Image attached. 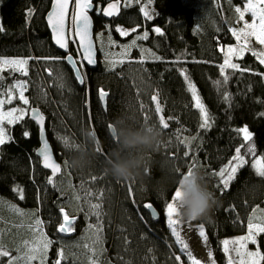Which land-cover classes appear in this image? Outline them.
Here are the masks:
<instances>
[{
  "label": "trees",
  "instance_id": "16d2710c",
  "mask_svg": "<svg viewBox=\"0 0 264 264\" xmlns=\"http://www.w3.org/2000/svg\"><path fill=\"white\" fill-rule=\"evenodd\" d=\"M97 1L103 7L110 0ZM147 1L156 10L151 20L143 15L142 4L122 8L120 15L111 21L94 14L97 25L101 22L111 25L117 40L132 39L136 34L143 35L147 31L149 38L140 41L155 56L144 64L130 63L120 70H107L99 64L88 70V84L80 86L73 71L64 63L72 78L69 80L71 90L63 93L45 90L47 96L44 97L31 77L10 69L4 70L0 72L3 77L0 79V93L16 80L28 82L29 105L25 107L42 109L55 153L56 146L48 123L52 120L61 132L69 135L77 144L84 143L82 130L92 131L94 128L87 105L90 100L92 119L103 154L96 152L89 167L73 171L81 181L96 176L97 187L108 191L106 257L110 264L187 263V256L179 251L175 237L166 224L164 210L174 193L175 181L188 168L191 155L184 156L188 147L202 165L199 169L204 172L210 189L220 201L211 218L201 222L206 227L219 264H228V255L224 253L221 242L225 237L246 232V223L253 210L264 207V178L257 176L251 167V155H246L249 163L238 170L226 191L222 192L216 187L217 178L210 173L227 165L235 155L236 147L242 143L245 147L241 149V154L246 153L248 142L243 141L242 134L237 132L244 126L254 134L252 143H255L257 156L264 154V116L260 115L264 113V76L258 75L264 74V65L250 51L243 57H235L234 61L240 65V69H226L225 74L229 79L223 84L220 65L224 61V51L236 44L230 29L238 18L235 2L239 0ZM52 3L53 0H0V27L4 29L0 32V57L30 58L33 62L36 57L65 55L52 44L46 23ZM30 9H34V14L29 19L27 13ZM230 19L233 21L230 22ZM118 25L138 26L139 29L122 39L116 31ZM157 27L163 35L153 31ZM222 48L224 51H221ZM185 69L210 116L214 118L210 129L199 127V110L194 107L191 92L181 74V70ZM216 81H221L223 86H217ZM99 89L109 93L107 111L98 98ZM225 91L231 96L230 104L223 99ZM156 93H159L165 116L173 118L169 121V129L162 130L163 143L157 151L148 154L146 170L138 180L117 182L104 171L105 156L115 144L107 124L121 115H133L143 123L140 107L143 103L151 116L149 123L158 126L157 114L152 111L154 103L150 99ZM14 105H21V101L16 99ZM4 127L11 139L0 145V193L25 208L38 209L42 206L44 218L58 223L61 204L68 195L62 194L58 185H47L51 174L41 167L36 153L40 145L38 126L27 112L23 119L11 125L6 123ZM178 129L196 139L190 145H179L174 136H178L174 132ZM25 132L29 133L27 137ZM72 153L73 149L69 151L68 159ZM56 156L59 159L57 153ZM17 186L23 190V199L14 190ZM129 187L135 203L129 195ZM144 203H152L157 208L161 213L159 221H154L150 213L143 210ZM140 212H144L143 219ZM259 244L264 253V234ZM177 255L181 257L180 262L174 259ZM0 264H8V257H0Z\"/></svg>",
  "mask_w": 264,
  "mask_h": 264
},
{
  "label": "snow or ice",
  "instance_id": "6c2138e0",
  "mask_svg": "<svg viewBox=\"0 0 264 264\" xmlns=\"http://www.w3.org/2000/svg\"><path fill=\"white\" fill-rule=\"evenodd\" d=\"M71 0H54V8L52 12L48 16V23L51 27L53 33V39L55 45L59 47V49L63 50L65 55L63 57H47L43 58L46 60H50L53 62H59L63 60L68 65H70L71 70L75 74L76 80L81 85L86 84L85 73L82 70L83 66L86 62L88 66L96 65L97 61L95 59V50H94V42L92 39V20L88 15L89 10L93 9V0H74L73 5V15L71 18V28L74 29V35L66 34V31L69 25L66 23L68 19V8ZM130 3V0H129ZM127 6V5H126ZM99 14H102L105 17L114 16L118 12V0L117 3H108L106 9H103L102 12L99 8L96 9ZM236 13L239 14L238 19L243 20L245 12H250L252 15V23L245 22L244 27L237 30L235 28L230 29L231 34L236 38L239 43V47H228L226 51L222 48L221 51H224V61L223 64L220 65V73L223 77V84H226L229 77L225 74L226 69L239 70L240 65L238 63H233V57H242L245 51H251L252 55L255 56L261 65H264V51H255L249 47V38L255 37L256 41L260 45H264V0H246L244 11H241V8L237 7L235 9ZM34 14V9H30L27 13V17L30 19ZM144 16L151 20L152 16L144 11ZM4 29L0 27V32ZM116 31L119 32L122 36L127 35L128 33L122 28H116ZM153 31L159 35H163V32L160 28H154ZM102 35V34H101ZM149 38L148 32L145 31L142 36H138L139 40H147ZM72 41L74 45H76V52L79 59L74 58L73 55L69 52V41ZM110 43H113L110 41ZM132 47H136V41L133 40L131 44L124 46V50L119 54L122 58L117 60L114 59L111 54L106 55V65L109 70L115 68L117 65H122L125 60L123 57L127 56L128 50ZM156 59H161L160 57H156ZM142 62V61H141ZM28 64L29 59L25 58H0V72H3L5 68L10 69L12 72H18L22 76L28 75ZM79 65V66H78ZM47 73L49 76H52V72L50 69H47ZM181 74L183 75L184 80L187 82V89L191 92L192 99L194 100V107L199 110L201 123L199 127L201 129L207 130L210 129L214 124V118L210 116L208 109L203 103L196 85L191 81L190 77L187 75L186 69L181 70ZM264 76V74H258ZM0 79H3L0 76ZM217 86L222 87L223 84L221 81L215 82ZM58 87H63V84H58ZM28 89V82L24 80H16L12 85L8 86L3 93H0V96L7 97L0 98V145L6 144L11 137L7 135L4 122L11 125L19 120L23 119L25 114L30 111L31 118L35 120L39 125L41 132L44 129L45 117L42 113L39 112L36 108L24 109L19 107H13L8 111H4V107L6 104H12L13 100L18 99L24 105H29V99L25 96V92ZM18 92V95L16 93ZM42 97L47 96L46 92L41 93ZM159 93H156L150 97L151 101L154 103V111L157 114V123L161 130H167L170 127L169 121L172 120V117L165 118L164 116V108L161 104V101L158 98ZM109 97V93L104 89L98 90V98L103 103L104 110L107 111L108 103L107 98ZM223 99L231 103V96L226 91L224 92ZM141 110L143 112V123H149L151 120V116L148 114V111L145 110V106L143 103L140 105ZM91 113H89V116ZM260 115L264 116V113ZM154 125L157 126L156 123ZM91 127V124H90ZM111 127V123L107 124V128ZM94 132V131H93ZM238 133L242 134L243 141L248 142L246 153L244 155L241 154V149L245 147V144L242 143L239 147L235 149V155L231 157L228 164L222 167L219 171H212L210 173L211 176L217 178L216 187L223 191L229 189L231 182L235 179L236 174L239 169L243 168L249 161L246 159V155H251L254 157L251 163V167L255 170V174L261 178H264V155L257 156L256 146L253 141V133L249 131L247 126H244L237 130ZM25 137L29 135L28 132L24 133ZM115 142L114 137H111ZM59 139L62 141L64 146L69 149H79L80 144L72 141L68 136H61ZM177 143L179 145H190L191 140H195L196 137H192L191 140L188 138L181 139L179 136L176 137ZM95 150L97 153L103 154L102 149L99 145V141H96ZM40 156L43 158V167L45 169H51V176L48 178L47 183L55 187L54 178L58 173L61 172V164L57 163L49 150V143L47 140L43 142V148L40 150ZM191 155V159L188 165V170L193 168H200L202 165L196 159L195 154L192 152L191 148L184 152L185 157H189ZM67 162H65V165ZM97 180L96 176L90 177V182H95ZM89 183V181L83 182L80 187L84 188V184ZM20 199H23V190L17 186L16 189ZM96 198L98 201H101L104 193L103 190H99L96 194ZM129 195L133 199V203H135L134 197L131 194V187H129ZM180 195V193L174 190L173 195L170 200L165 204V213L167 219V225L170 229V232L173 237H175V243L179 246V251L182 254L187 256L188 261L191 264H203V262L193 256L192 251L189 249L188 243L181 237V226L184 221L177 218V211L175 208L176 198ZM93 196V192L91 188L85 190L84 199L88 204L90 216H95L97 222L95 224H90L89 231L93 234V242L92 245L85 244L84 248L88 250L87 261L88 264H102L101 257L103 256L105 249L103 247V212H102V201L93 203L91 197ZM76 200H80L81 197L76 195L74 197ZM13 210L19 215H33L26 214L21 209L16 208L14 205L11 206ZM139 207V206H138ZM143 210L147 212H151L152 216L155 217V209L152 203H144L142 205ZM62 214V222L59 223L57 227V231L59 233L69 234L75 231V223L76 218L72 217L64 210V208L60 209ZM259 212V216L257 213ZM141 218L143 219L144 212L139 213ZM264 210L254 209L251 216L249 217L247 224V235L238 237L233 240L225 239L221 243L223 245V251L225 254H228L227 260L228 264H261L264 261V253L260 251L257 236L261 233H264ZM260 222H256V221ZM43 221L38 217L34 220V223L30 226L31 231L34 235V238L31 241H24L21 247V251L23 252L20 256H12L11 253L4 247L3 243L0 242V257H8V264H32V261H39V264H46L47 260V252L51 244L52 240L48 239L46 234L42 228ZM199 237L202 238L205 246L208 243V236L206 235L205 228L203 224L199 225L198 228ZM257 245L256 251H249L248 244ZM235 254V258L232 255ZM208 257L210 264H216L215 259L213 258V254L211 251L208 252ZM67 259L65 250L61 248L58 251L57 259L55 264H61V261ZM174 259L177 262L181 261V257L179 255L175 256ZM103 264H110V262H103Z\"/></svg>",
  "mask_w": 264,
  "mask_h": 264
},
{
  "label": "rangeland",
  "instance_id": "374dc122",
  "mask_svg": "<svg viewBox=\"0 0 264 264\" xmlns=\"http://www.w3.org/2000/svg\"><path fill=\"white\" fill-rule=\"evenodd\" d=\"M122 3H123L122 8H129L134 5L142 4L143 15H144V11H147L152 16V18L156 14V10L153 4L147 0L146 1L145 0H130V3H129V0H122ZM245 4H246V0H239L235 2V8L239 7L241 8V11H244ZM97 8L101 10V8L103 7H100L99 2L96 0L95 10L93 11V14H96V15L99 14L96 10ZM72 15H73V12H72ZM72 15H71V18H72ZM238 17H239V14H238ZM231 21L233 20L230 19V22ZM233 22L234 23L231 25V29L235 28L239 30L244 27L245 22L249 24L252 23V15L250 12H245L243 20H240L237 18V20ZM118 27L124 29L128 33L127 35H123V36L120 34L122 39L128 38L131 34L135 33L139 29L138 26H125V25L116 26V28ZM70 35H74V29L71 28V25H70ZM138 36H142V34H136L132 39H128V40H117L112 33V27L110 24L105 23V22H101L100 24H98L95 30V39L97 41V45L99 48L100 65H102L104 68L109 70V68L106 65V55L111 54L114 59H117V60L121 59L122 57L119 54L124 50V46L131 44L133 40L136 41V47H132L128 50L127 56L123 57L125 62L122 65H117L115 68L111 70H120L123 66H126L130 63L144 64L147 60L152 58L153 52L148 47H146L144 44H142L139 39H137ZM110 41L113 43H110ZM242 41H243V37L241 39V42L239 43H242ZM249 41H250L249 47L251 49L258 51V52L264 51V45H260L256 41L255 37L249 38ZM239 43L236 40V44L231 45V47H239ZM76 47L77 46L73 44L71 52L75 55L77 59H79V57L77 56ZM247 52L248 51H245L243 56ZM0 58H21V57H6L5 56V57H0ZM43 58H47V57H42L39 59L35 58L34 62H32L29 59V64L27 66L28 76L31 77L32 81L38 84L39 92L42 93L45 90L47 91L55 90V92H62V93L69 92L71 90V83L69 80H71L72 78L69 74L68 69L64 65L65 62L63 60L59 62H53V61L46 60ZM234 58L235 56L233 57L232 62L236 63L234 61ZM47 69L51 70L53 74L52 76L48 75ZM5 70H9V69L5 68ZM83 71H85L86 84H88V72H86L87 67L85 65L83 66ZM61 83L63 84V87H58L57 85ZM16 95H18V92L16 93ZM25 96L27 97V91L25 92ZM6 98L7 97H5V99ZM158 98L161 101L159 96ZM15 102H16V99L13 100L12 104L10 105L6 104L4 107V111H8L9 109L13 107H19V108L21 107V108L26 109L25 105L22 102H21V105H18V106L14 105ZM87 105H88L89 110H91V121H92V126L94 127L92 131L96 133V141H99V145L103 151V147L98 138V133H97L95 124L92 119V115H93L92 108H91L92 104L90 100L87 102ZM165 118L167 119L168 117L165 116ZM6 123L7 122L5 121L4 124ZM48 126H49L48 128H50V130L52 131V141L55 142L54 144L56 146V153L58 154V157L62 161L63 167H64L63 174L59 178L54 179V183L55 185H58V188L62 194L68 195L67 200L61 204V208H64V210L68 212L70 216L76 218L75 231H73L69 235L59 233L57 231V227L59 223L62 222V214H61L60 221L58 223L56 222L52 223L51 221H47L44 218L42 206L38 207V209L37 208L36 209L35 208H32V209L25 208L23 206H20L13 200L3 196L0 193V242L3 243L4 247L11 253L12 256L22 255L23 252L20 249L22 247L23 242L26 240L31 241L34 238V235L31 231L30 226L34 223V220L38 217L40 220L43 221L42 228L47 238L53 241V243L51 244L47 252L46 264H55L58 251L61 248L65 250V253L67 256V259L64 261H61V264L63 263L88 264V261H87L88 250L84 248L83 245L85 244H88L90 246L92 245L93 234L89 231L88 226L90 224H95L97 222L95 216H90L88 214L89 212L88 204L86 203L84 199L85 190L88 188H91L93 192V196L91 197L92 202L97 203V202L102 201L103 247L105 249V252L103 256L101 257V262L102 264L105 261L110 262L106 257L107 256L106 230L108 228L106 217L108 216V206H107V202H108L107 200L109 197L108 191H106L105 188L103 187L101 188L97 187L96 182L94 183L90 182V179L89 180L85 179L81 181L80 179H78V177H76L74 171L71 168H69L67 164L65 165V162L69 160L68 153L72 149L66 148L64 144L62 143V141L59 139V137L68 136L72 141H74V139H72L69 135L61 132L58 129V127L55 126V123H53L52 120H50V122L48 123ZM174 132L178 133V136L181 139L186 137L189 140H191V138L193 137L185 133L184 130L182 129H178L177 131H174ZM74 142L76 143V141ZM85 181H89V183H85L84 188H81L80 185ZM47 185L51 186L48 183ZM99 190H103V193H104L103 197L101 198V201H98L95 195ZM76 195H79L81 199L76 200L74 198ZM13 205L16 208L21 209L26 214L35 213L36 215L35 216L33 215L21 216L13 210V208L11 207ZM257 208L264 210V207H257ZM164 214H165V220L167 224L165 210H164ZM257 215L258 216L260 215L259 212L257 213ZM261 219H264V217H262ZM248 220H247V224H248ZM256 222H260V221L258 220ZM200 224H203L201 220L191 221V222L184 221L180 229L181 237L188 243L189 249L192 251L193 256L201 260L203 264H210L209 257H208L209 251L212 252L213 258L215 259L216 264H219L215 256L214 248L211 243V240L206 232V229H205V232H206V235L208 236L207 246H205L202 238L199 237L198 228ZM204 228H205V225H204ZM263 234L264 233H261L257 236L259 248H260L259 240ZM245 235H247V230L245 233L241 235L228 236V237L223 238V240L225 239L233 240L238 237L245 236ZM256 249H257V245H254L251 243L248 244L249 251H256ZM260 251H261V248H260ZM232 255L235 258V254L232 253ZM32 264H39V261H32ZM185 264H191V262L188 261L187 259V263ZM261 264H264V261H262Z\"/></svg>",
  "mask_w": 264,
  "mask_h": 264
},
{
  "label": "clouds",
  "instance_id": "9594fccd",
  "mask_svg": "<svg viewBox=\"0 0 264 264\" xmlns=\"http://www.w3.org/2000/svg\"><path fill=\"white\" fill-rule=\"evenodd\" d=\"M114 137V147L105 156V173L117 182L138 180L146 170L147 156L157 151L163 143L162 130L150 123H140L133 115H121L108 129ZM84 143L73 150L67 166L72 170L89 167L96 155V133L83 129ZM177 218L186 221L208 220L220 206L216 194L210 189L204 172L199 168L187 170L175 181Z\"/></svg>",
  "mask_w": 264,
  "mask_h": 264
},
{
  "label": "water",
  "instance_id": "95a60500",
  "mask_svg": "<svg viewBox=\"0 0 264 264\" xmlns=\"http://www.w3.org/2000/svg\"><path fill=\"white\" fill-rule=\"evenodd\" d=\"M95 1H96V0H93V5H94V7H93V9L89 10L88 15L91 17V20H92V29H91V31H92V39H93V42H94L95 59H96L97 63H96V65H94V66H88V65L86 64V62H85L86 66H87L89 69H93V68L97 67L98 64H99V51H98L97 43H96V40H95V37H94V33H95V24H94V19H93V17H92V12L95 10ZM108 3H117V0H110ZM108 3H106V4L104 5L103 9H106ZM73 5H74V0H71V2H70V4H69V8H68V19H67V21H66V23H67L68 25H70L71 15H72V12H73ZM122 6H123L122 0H118V12H117V14L114 15V16H110V17H105V16H103V17H105V18L108 19V20H111V19L114 18V17H118V16L120 15V13H121ZM53 8H54V0H53L52 6H51L49 12H48L47 15H46V23H47V25H48V27H49V29H50V34H51V37H52L53 45H54L59 51H61V52L64 53L63 50L59 49V47H58L57 45H55V42H54V39H53V33H52L51 27H50V25H49V23H48V16H49V14L52 12ZM66 34L69 35V27H68V29H67V31H66ZM71 43H72V41L70 40V41H69V52H70V53H71ZM71 54H72V53H71ZM72 55H73V54H72ZM73 57L75 58L74 55H73ZM78 66H79V65H78ZM69 67H70V65H69ZM70 68H71V67H70ZM80 85H81V84H80ZM82 86H83V85H82ZM102 105H103V103H102ZM103 107H104V106H103ZM32 108H36V109H38L39 112L42 113V114L44 115V117H45L44 129H43V132H41L40 125H39L35 120H33V119L31 118V113H30V111H29V118H30V119H31V120H32V121L38 126V129H39V142H40V145H39V147H38V149H37V151H36L37 156L40 158V164H41V167H42L43 169H45V168L43 167V158H42V156L39 155V153H40V150L43 148V142H44V140H47L48 143H49V150H50V152H51V154H52V156H53V159H54L57 163H60V164H61V168H62V170H61L60 173H58V174L56 175L55 178H57L58 176L62 175V173H63V164H62V162L59 161V159L57 158L56 153H55L54 148H53V145H52V143H51V141H50V139H49V136H48V133H47V118H46V116H45V114L43 113V111H42L41 108H39V107H32ZM46 170L49 171V172L51 173V169H46ZM55 178H54V179H55ZM52 187H53V186H52ZM153 207H154V209H155V217H153L152 214H151V212H149L150 215H151V218H152L154 221H159V220L161 219V214H160V212L157 210V208H156L154 205H153ZM63 234H65V233H63ZM69 234H70V233H69ZM69 234H66V235H69Z\"/></svg>",
  "mask_w": 264,
  "mask_h": 264
},
{
  "label": "bare ground",
  "instance_id": "6f19581e",
  "mask_svg": "<svg viewBox=\"0 0 264 264\" xmlns=\"http://www.w3.org/2000/svg\"><path fill=\"white\" fill-rule=\"evenodd\" d=\"M104 7V6H103ZM102 10H103V8H101V12H102ZM99 15H101L102 16V18L104 19V20H106V21H111V20H108V19H106L105 17H103V15L102 14H99ZM92 17H93V19H94V14H93V12H92ZM94 24H95V30H96V27H97V24L95 23V20H94ZM70 25H71V20H70ZM70 25H69V35H70ZM94 37H95V33H94ZM96 40V39H95ZM96 43H97V41H96ZM52 44H53V42H52ZM72 43H71V47H72ZM97 48H98V45H97ZM98 51H99V48H98ZM152 51V50H151ZM153 52V51H152ZM63 53V52H62ZM72 53V52H71ZM65 54V53H64ZM73 54V53H72ZM74 55V54H73ZM75 56V55H74ZM155 56V53L153 52V57ZM2 57H5V56H2ZM37 58V57H36ZM42 58V57H41ZM76 58V57H75ZM25 59H30V58H25ZM37 59H39V58H37ZM31 60V59H30ZM34 61H35V58H34ZM33 61V62H34ZM66 63V62H65ZM67 64V63H66ZM100 64V63H99ZM98 64V65H99ZM85 66H86V64H84ZM67 66L69 67V65L67 64ZM87 67V66H86ZM70 68V67H69ZM71 69V68H70ZM83 70V69H82ZM88 70H89V68L87 67V71L86 72H88ZM74 73V72H73ZM84 73H85V71H84ZM75 75V74H74ZM79 83V82H78ZM80 85V84H79ZM80 86H82V85H80ZM175 136V139H176V137H177V135H174ZM187 170H185V172H186ZM50 173V172H49ZM51 174V173H50ZM59 177V176H58ZM56 179V178H55ZM161 214V213H160ZM246 226H247V223H246ZM205 229H206V227H205ZM206 232H207V230H206ZM245 233V232H244ZM208 234V233H207ZM243 234V233H242ZM238 235H241V234H238ZM209 236V235H208ZM233 236H236V235H233ZM210 238V237H209ZM212 243V242H211Z\"/></svg>",
  "mask_w": 264,
  "mask_h": 264
}]
</instances>
